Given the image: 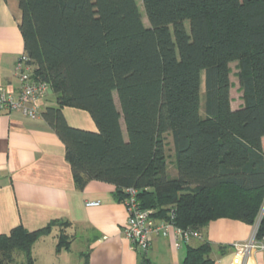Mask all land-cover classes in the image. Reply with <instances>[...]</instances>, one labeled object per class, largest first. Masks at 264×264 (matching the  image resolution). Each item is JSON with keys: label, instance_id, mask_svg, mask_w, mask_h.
Masks as SVG:
<instances>
[{"label": "trees", "instance_id": "obj_1", "mask_svg": "<svg viewBox=\"0 0 264 264\" xmlns=\"http://www.w3.org/2000/svg\"><path fill=\"white\" fill-rule=\"evenodd\" d=\"M18 2L23 54L56 96L41 115L65 144L77 188L109 182L120 202L133 188L157 219L170 220L174 208L181 228L203 231L220 218L255 224L264 207V0H142L149 25L137 0ZM65 107L87 111L97 130L72 126ZM70 225L1 234L0 264H17L16 251L21 264H35L34 244L55 226L57 251L70 250ZM187 247L183 264H214L209 240Z\"/></svg>", "mask_w": 264, "mask_h": 264}, {"label": "crops", "instance_id": "obj_2", "mask_svg": "<svg viewBox=\"0 0 264 264\" xmlns=\"http://www.w3.org/2000/svg\"><path fill=\"white\" fill-rule=\"evenodd\" d=\"M21 20L18 0H0V88L9 92L22 86L15 74V64L25 50ZM52 105L56 96L47 93L38 103L36 118L21 111L0 112V235L18 225L36 230L52 220L69 221L70 250L58 252L59 234L52 232L34 244L35 264H73L76 257L81 260L78 264H183L187 246L199 245L200 239L177 248L172 233L158 235L143 253L124 234L128 212L116 199L114 184L91 180L84 189L77 188L65 144L41 115ZM63 111L72 126L97 130L87 111L74 107ZM88 201L100 204L88 206ZM255 225L231 218L212 221L202 233L212 244L214 264H264V249L243 263L235 247L253 236Z\"/></svg>", "mask_w": 264, "mask_h": 264}, {"label": "built area", "instance_id": "obj_3", "mask_svg": "<svg viewBox=\"0 0 264 264\" xmlns=\"http://www.w3.org/2000/svg\"><path fill=\"white\" fill-rule=\"evenodd\" d=\"M27 60V56L22 54L15 64V74L22 83L21 89L9 92L5 88H0V112L21 111L28 117L36 118L40 115L38 103L46 97L50 85L33 77V67ZM128 191L129 196L123 202L128 212L124 234L141 252H147L153 238L158 235L168 236L172 233L177 248L190 244L196 238L204 240L202 231L175 225L174 208L170 211V220L157 219L153 216V210L140 207L135 189L129 188ZM86 204L97 206L100 202L88 201ZM259 224L260 222L255 226L253 236L248 241L235 244L243 263L251 258L255 251L264 249V235L258 236Z\"/></svg>", "mask_w": 264, "mask_h": 264}, {"label": "rangeland", "instance_id": "obj_4", "mask_svg": "<svg viewBox=\"0 0 264 264\" xmlns=\"http://www.w3.org/2000/svg\"><path fill=\"white\" fill-rule=\"evenodd\" d=\"M137 1H138V4H139L141 13H142L143 21L145 22L146 25H149V22L147 20V16H146V12L144 10V6H143V3H142V0H137ZM187 25H188V23H187ZM236 64H237V62H233L231 64V67H232L231 79H232V82H233V88H232L231 96H232V101H233V107L234 106L237 107L238 105L242 104V98H241L242 97V92L239 89V82H238V77H237ZM202 77L204 78V74H202ZM204 90L205 89H204V83H203L202 84V93H201V96H202V112H204V109H203ZM48 95L51 96V97L54 96V92H53L52 89H49ZM115 98H116V102L118 103V96H117L116 93H115ZM122 125H123V128H124L125 132H126L125 124H124L123 120H122ZM165 145H166V147H165L166 155H167V159H168V172H169L170 175L174 176L177 173V165H176V156H175V151H174L173 140H172V136H171L170 133H166L165 134ZM263 215H264V207H263V209H262V211H261V213H260V215H259V217H258V219L256 220L255 223H258V222L261 223ZM60 229H61L60 226H55L52 229L51 233L55 232V231L56 232L58 231V234H59L60 233ZM201 242H202V240H201ZM78 249H79V245H78V242H77L75 244V250L79 251ZM76 258H77V260L75 259L73 264H78V262H81V260L78 259V257H76ZM15 259H16L17 264H21L24 261V257L22 255V253L19 252V251L15 252ZM78 260H80V261H78Z\"/></svg>", "mask_w": 264, "mask_h": 264}]
</instances>
